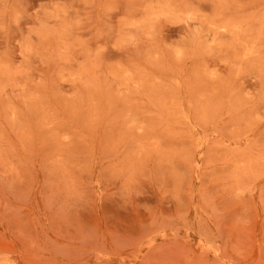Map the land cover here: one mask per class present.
<instances>
[{"label": "rangeland", "instance_id": "obj_1", "mask_svg": "<svg viewBox=\"0 0 264 264\" xmlns=\"http://www.w3.org/2000/svg\"><path fill=\"white\" fill-rule=\"evenodd\" d=\"M0 264H264V0H0Z\"/></svg>", "mask_w": 264, "mask_h": 264}]
</instances>
